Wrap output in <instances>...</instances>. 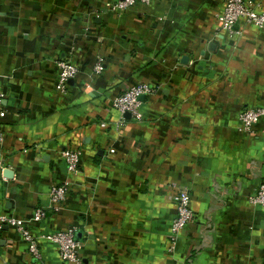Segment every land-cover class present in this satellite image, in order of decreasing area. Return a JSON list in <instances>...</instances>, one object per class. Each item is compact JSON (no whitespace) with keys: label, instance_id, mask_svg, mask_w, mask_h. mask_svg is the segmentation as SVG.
<instances>
[{"label":"crops","instance_id":"obj_1","mask_svg":"<svg viewBox=\"0 0 264 264\" xmlns=\"http://www.w3.org/2000/svg\"><path fill=\"white\" fill-rule=\"evenodd\" d=\"M115 1L0 0V215L22 219L40 253L4 224L0 264H73L39 237L65 227L78 264H264V208L248 200L264 180V116L237 121L264 106V24L219 29L224 0ZM58 58L77 69L64 93ZM137 82L153 87L141 118L118 124L110 101ZM64 148L80 150L76 174ZM66 180L53 211L48 187ZM177 188L192 217L172 237Z\"/></svg>","mask_w":264,"mask_h":264},{"label":"built area","instance_id":"obj_2","mask_svg":"<svg viewBox=\"0 0 264 264\" xmlns=\"http://www.w3.org/2000/svg\"><path fill=\"white\" fill-rule=\"evenodd\" d=\"M149 0H117L114 3L116 8H126L135 2L147 3ZM219 29L226 32H232V25L237 20L244 23L261 27L264 24V11H256L255 8L246 0H224L221 9L215 15ZM57 75L54 83V89L58 93H64L67 88L68 80L73 78L77 72L76 67L69 59L58 58L55 60ZM102 69L101 61L98 59L93 65V72L100 73ZM153 91V87L137 82L128 86L120 94L115 95L110 101V107L114 109L119 118L117 123L124 120V113L132 120L141 118L138 107L141 97L148 95ZM4 115V109L1 104L0 96V117ZM264 116V106L243 107L237 115L238 129L248 131L256 121ZM100 125H104L103 122ZM60 155L64 161L66 172L70 175L76 174L80 158V150L77 148H64L60 151ZM69 181L62 183H53L48 187V199L53 211L59 208V205L65 198ZM175 207V216L170 223L171 236L175 237L183 229L184 225L191 219L192 211L190 209V198L185 188H177L171 196ZM251 203H256L264 208V180L261 181L253 194L248 198ZM46 209L35 207L32 211L31 219L37 221L44 217ZM10 225L15 227L20 233L22 239L26 242L27 252L34 258L40 259V253L36 245L37 237H34L24 226V221L20 218L0 215V229L2 225ZM39 237L55 244L57 254L61 261L78 264L77 249L79 242L74 238V228L65 227L52 233L39 235Z\"/></svg>","mask_w":264,"mask_h":264},{"label":"water","instance_id":"obj_3","mask_svg":"<svg viewBox=\"0 0 264 264\" xmlns=\"http://www.w3.org/2000/svg\"><path fill=\"white\" fill-rule=\"evenodd\" d=\"M123 116L127 117L128 114L127 113H124ZM3 175H6V170H3Z\"/></svg>","mask_w":264,"mask_h":264}]
</instances>
